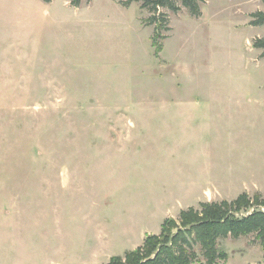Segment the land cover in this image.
<instances>
[{
    "label": "rangeland",
    "instance_id": "rangeland-1",
    "mask_svg": "<svg viewBox=\"0 0 264 264\" xmlns=\"http://www.w3.org/2000/svg\"><path fill=\"white\" fill-rule=\"evenodd\" d=\"M71 1L0 0V264H103L188 206L264 196L262 0L162 10L158 56L141 3ZM218 247L264 264L255 235Z\"/></svg>",
    "mask_w": 264,
    "mask_h": 264
},
{
    "label": "trees",
    "instance_id": "trees-1",
    "mask_svg": "<svg viewBox=\"0 0 264 264\" xmlns=\"http://www.w3.org/2000/svg\"><path fill=\"white\" fill-rule=\"evenodd\" d=\"M51 3L53 0H42ZM85 0H72L71 6L81 7ZM91 2L92 0H86ZM181 3L182 6L178 4ZM264 4V0H262ZM133 3H141L151 16L146 26L154 27L151 38L155 55L163 50V41L171 31L169 15L162 10L178 14L184 7L193 18L202 16L201 4L204 0H127L120 4L126 8ZM250 25L264 26V12L251 14ZM253 47L261 50L264 58V37L257 38ZM255 235L264 248V196L260 193L250 197L243 193L233 201L207 202L199 208L182 210L177 219H166L158 235H147L142 246L115 256L107 264H218L226 262L228 254L220 251L218 243L222 239L238 240ZM196 246L200 247L204 262L199 260Z\"/></svg>",
    "mask_w": 264,
    "mask_h": 264
},
{
    "label": "crops",
    "instance_id": "crops-1",
    "mask_svg": "<svg viewBox=\"0 0 264 264\" xmlns=\"http://www.w3.org/2000/svg\"><path fill=\"white\" fill-rule=\"evenodd\" d=\"M195 206L196 205H192V206H188V207H186V208H184V209H182V210H186V209H189V208H191V207H194L195 208ZM146 235H148V234H145L144 236H143V240H142V244H143V242H144V238H145V236ZM158 235V234H157ZM142 244H140L139 246H141ZM138 246V247H139ZM135 249V248H134ZM134 249H125L124 251H123V253L122 254H117V255H113V256H109V258H112V257H114V256H122L125 252H127V251H131V250H134ZM109 261H107L106 263H103V264H107Z\"/></svg>",
    "mask_w": 264,
    "mask_h": 264
}]
</instances>
